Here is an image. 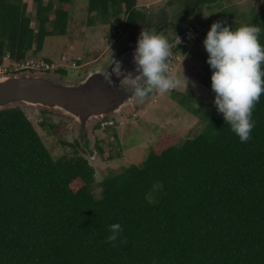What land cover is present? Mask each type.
<instances>
[{
    "label": "trees",
    "instance_id": "16d2710c",
    "mask_svg": "<svg viewBox=\"0 0 264 264\" xmlns=\"http://www.w3.org/2000/svg\"><path fill=\"white\" fill-rule=\"evenodd\" d=\"M28 1L34 20L25 0H0V66L5 57L22 63L46 37L66 34L71 0ZM136 4L88 0V11L114 37L143 20ZM119 16L125 18L115 26ZM217 18L239 25L225 13ZM242 22L264 32V14L243 13ZM174 29L173 51L187 50L184 30ZM197 73L215 94L209 65ZM253 123V138L243 144L214 113L194 138L178 144L165 137L140 166L102 179L96 197L94 168L83 153L54 159L20 105L1 108L0 264H264V97ZM75 182L82 185L73 188ZM115 222L122 231L109 241Z\"/></svg>",
    "mask_w": 264,
    "mask_h": 264
},
{
    "label": "rangeland",
    "instance_id": "374dc122",
    "mask_svg": "<svg viewBox=\"0 0 264 264\" xmlns=\"http://www.w3.org/2000/svg\"><path fill=\"white\" fill-rule=\"evenodd\" d=\"M25 1L27 14L34 20V6L30 1ZM195 1L137 0L136 10L143 20H138L132 28H119L112 37L110 26L101 23L95 14L89 13L88 0H71L66 34L46 37L43 48L28 55L54 62H60L61 56H64L68 65L75 61L78 67H68L61 74L58 73L59 69L47 72L14 71L10 66L11 61L3 59L1 66L6 71L0 73V77L26 74L55 83H77L89 71L104 65L110 58L128 49L135 50L142 30L164 33L169 39L170 67L181 80L182 72L187 77L186 88L181 83L166 93L153 89L145 98H137L117 113L89 119L86 127L79 126L74 118L59 110L47 109L48 112H43L40 109L44 108L17 103L54 159L69 157L74 150L84 154L94 168L95 185L92 189L96 197H99L97 183L102 179L129 165L140 166L148 150L165 137H170L172 142L176 139L178 144L186 138H194L206 120L219 112L214 103L215 94L196 78L197 72L207 64L208 54L202 41L211 24L219 20L218 13H225L232 24L240 25L244 23L243 13L247 17L264 14V0H217L215 4L200 3L196 7ZM124 18L119 16L112 23L117 26L118 21ZM177 25L181 30L188 25H195L199 31L196 40L189 43L187 50L174 52L179 39L174 29ZM31 27L36 28L34 21ZM139 82L140 87H146L143 79ZM74 141L80 145L76 146ZM62 142L68 144L63 145ZM81 185V182H75L72 187Z\"/></svg>",
    "mask_w": 264,
    "mask_h": 264
},
{
    "label": "clouds",
    "instance_id": "9594fccd",
    "mask_svg": "<svg viewBox=\"0 0 264 264\" xmlns=\"http://www.w3.org/2000/svg\"><path fill=\"white\" fill-rule=\"evenodd\" d=\"M260 28L242 23L230 27L226 20L214 21L202 41L207 52L206 62L211 69V89L215 92L214 103L223 114L243 144L252 140L255 131L253 113L264 97V46ZM170 41L164 33L142 30L137 39L134 59L140 75L131 80L136 87V96L145 98L153 89L166 93L183 83L170 67ZM143 79L146 87L138 82ZM107 240L115 241L122 231L119 222L108 225Z\"/></svg>",
    "mask_w": 264,
    "mask_h": 264
},
{
    "label": "water",
    "instance_id": "95a60500",
    "mask_svg": "<svg viewBox=\"0 0 264 264\" xmlns=\"http://www.w3.org/2000/svg\"><path fill=\"white\" fill-rule=\"evenodd\" d=\"M135 50H126L89 71L77 83L31 75L0 77V109L11 104L59 110L86 127L89 119L119 112L137 99L131 80L140 75Z\"/></svg>",
    "mask_w": 264,
    "mask_h": 264
},
{
    "label": "built area",
    "instance_id": "2783aa9c",
    "mask_svg": "<svg viewBox=\"0 0 264 264\" xmlns=\"http://www.w3.org/2000/svg\"><path fill=\"white\" fill-rule=\"evenodd\" d=\"M198 27L195 25H188L184 29L183 34V42L182 45H189L194 40H196L198 36ZM7 58V57H5ZM10 66L13 67L14 71L18 70H31L35 72H47L53 70H64L66 68H76L78 67L75 61H71L70 65H68V60L66 57L61 56L60 62L54 61H45L40 58H35L32 56H27L26 59L22 63H11ZM6 71L2 70V66H0V73Z\"/></svg>",
    "mask_w": 264,
    "mask_h": 264
},
{
    "label": "crops",
    "instance_id": "0c3cea01",
    "mask_svg": "<svg viewBox=\"0 0 264 264\" xmlns=\"http://www.w3.org/2000/svg\"><path fill=\"white\" fill-rule=\"evenodd\" d=\"M44 46V45H43ZM206 90V89H205ZM207 91V90H206Z\"/></svg>",
    "mask_w": 264,
    "mask_h": 264
},
{
    "label": "flooded vegetation",
    "instance_id": "af4514ba",
    "mask_svg": "<svg viewBox=\"0 0 264 264\" xmlns=\"http://www.w3.org/2000/svg\"><path fill=\"white\" fill-rule=\"evenodd\" d=\"M149 27V26H148ZM140 83V82H139Z\"/></svg>",
    "mask_w": 264,
    "mask_h": 264
}]
</instances>
